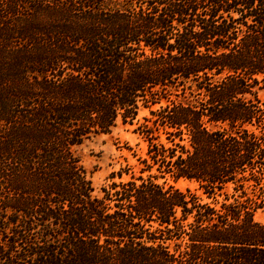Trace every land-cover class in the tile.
<instances>
[{"label": "trees", "instance_id": "1", "mask_svg": "<svg viewBox=\"0 0 264 264\" xmlns=\"http://www.w3.org/2000/svg\"><path fill=\"white\" fill-rule=\"evenodd\" d=\"M262 88L264 0H0V264H264Z\"/></svg>", "mask_w": 264, "mask_h": 264}, {"label": "rangeland", "instance_id": "2", "mask_svg": "<svg viewBox=\"0 0 264 264\" xmlns=\"http://www.w3.org/2000/svg\"><path fill=\"white\" fill-rule=\"evenodd\" d=\"M258 95L264 100V88L258 91ZM147 114L146 109H142L138 115L140 119ZM133 125H118L110 133H101L85 140L75 148L85 169L89 171L94 186V194L99 195L100 189L106 183V177L112 170H117L126 163L133 165L136 163L135 157L143 156L145 144L138 134L134 132ZM127 147H131L128 150ZM159 182L172 184L180 190L195 189L196 184L186 179L173 180L170 177L159 179ZM255 219L264 221V208L257 210Z\"/></svg>", "mask_w": 264, "mask_h": 264}]
</instances>
